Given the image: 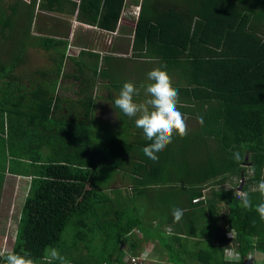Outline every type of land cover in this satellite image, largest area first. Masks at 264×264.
<instances>
[{
	"label": "trees",
	"instance_id": "16d2710c",
	"mask_svg": "<svg viewBox=\"0 0 264 264\" xmlns=\"http://www.w3.org/2000/svg\"><path fill=\"white\" fill-rule=\"evenodd\" d=\"M73 20L125 38L100 51L93 34L72 42ZM158 67L188 134L153 161L152 141L114 100L129 81L137 102L149 98ZM104 110L115 117L96 116ZM103 132L113 137L96 146ZM8 175L29 190L0 264L12 252L47 264L48 248L64 257L53 264H131L150 242L168 264H264V0H0V197ZM117 177L130 187H113Z\"/></svg>",
	"mask_w": 264,
	"mask_h": 264
},
{
	"label": "clouds",
	"instance_id": "9594fccd",
	"mask_svg": "<svg viewBox=\"0 0 264 264\" xmlns=\"http://www.w3.org/2000/svg\"><path fill=\"white\" fill-rule=\"evenodd\" d=\"M147 75L148 80L152 81L146 87L149 98L143 102H137L134 97L138 95V89L133 82L129 81L123 84L119 96L114 100V106L125 116L136 117L135 126L142 129L147 140L152 141L144 147L143 152L149 159L156 161L159 158L157 153L164 151L172 143L174 134H178L181 138L188 134V121L178 108L179 92L173 86L172 78L166 68H155ZM116 115L118 117L117 113ZM200 123H203L202 117ZM233 158L239 161L242 157L239 152H234ZM255 190L264 195V179L258 182ZM241 203L245 209L252 207L247 192L241 193ZM256 211L260 218L264 219V203L256 205ZM172 215L174 222H179L184 215V210L174 208ZM3 259L4 264H36V260L27 252L7 253ZM45 259L47 264H53V261L57 260L64 261V257L55 248L46 249Z\"/></svg>",
	"mask_w": 264,
	"mask_h": 264
},
{
	"label": "rangeland",
	"instance_id": "374dc122",
	"mask_svg": "<svg viewBox=\"0 0 264 264\" xmlns=\"http://www.w3.org/2000/svg\"><path fill=\"white\" fill-rule=\"evenodd\" d=\"M131 10V9H130ZM127 10L126 13H128ZM138 9L134 8V15L136 13ZM127 15V14H125ZM124 15V19L121 22V26L125 29H127V33H129V31L132 30V28L134 27V20H132V18H127V16ZM84 25V24H82ZM92 29H89V26L86 25V27H81L78 32H73L74 36L72 37L71 41L72 42H83L85 40H88V33L89 34H95L94 31L93 33L91 32ZM108 36L106 37V40L103 43V37L101 38V35L96 34V37L94 35L91 36L92 40H94V42L92 43V45H94L95 47L98 46V50L100 51L99 47L101 48H105L108 49L107 47H109V43L106 45L107 40L115 39L116 40V45L121 44L123 36H119V35H114V34H108L105 35ZM116 36V37H115ZM119 36V37H118ZM125 36V35H124ZM110 38V39H109ZM119 41V43H118ZM72 48V54L73 55H77L78 51L81 49H75ZM106 54L107 52L104 51ZM122 58L124 60L127 61V64L131 65L132 64V60H130V56H128V54L122 56ZM33 62H34V67H41L42 65H44V60L41 59L40 57H37L34 55V57L32 58ZM121 65V64H118ZM132 66V65H131ZM139 72H137V74H139ZM137 77L139 78V76L137 75ZM145 81H149L148 79ZM63 88V89H62ZM59 88L58 91H60V94H65V95H71L72 90H67V88L62 87ZM99 94L103 95H107V92L103 89L100 90ZM100 103V102H99ZM99 118H103L106 119L108 118L113 119L115 117V113L110 111V110H104V111H100L97 113L96 115ZM97 128L94 129V131H96ZM113 137V135L111 133H107V132H103L102 134H99L95 137L96 140V146H101L103 145V142L110 138ZM121 174H119L120 176ZM6 186L2 191V197H0V252H4V251H8L11 250L12 245H13V239H14V234L15 231L17 229L18 226V221H19V216H20V212H21V203L22 200L25 198V196L28 193L29 190V179L27 178H21V177H14V176H7L6 177ZM245 184V181L242 180V185ZM124 189L129 188V184L128 181L125 180V184H124ZM241 188V187H240ZM238 192H241V189H238ZM114 196V194H113ZM147 246L149 248V251L151 253L152 258L155 257L154 254V243L150 242L147 243ZM229 256H231V252H229L228 254ZM152 258L150 261L145 260L146 262H144V264H158V263H154L152 262ZM254 260H260L262 259V257H253ZM155 260V259H154ZM168 264V263H166Z\"/></svg>",
	"mask_w": 264,
	"mask_h": 264
},
{
	"label": "crops",
	"instance_id": "0c3cea01",
	"mask_svg": "<svg viewBox=\"0 0 264 264\" xmlns=\"http://www.w3.org/2000/svg\"><path fill=\"white\" fill-rule=\"evenodd\" d=\"M122 20H123V18H122ZM133 20V19H132ZM122 22V21H121ZM134 24H135V19H134ZM86 27V25H82V23H80V22H77L76 20H73L72 21V31H71V34H70V40L72 39V37L74 36V33L73 32H78V30L81 28V27ZM123 27L121 26V23L119 24V27H118V29L120 30V29H122ZM89 29H92V31H94V33L95 34H93L95 37H96V34H99V35H101V38L103 37V43H104V41L106 40V37H108V36H105V35H108V33H106V32H104V31H97L96 29H94V28H90L89 27ZM91 31V30H90ZM118 31V30H117ZM124 33V32H123ZM121 36H123V34L121 35ZM124 37V36H123ZM108 44V40H107V42H106V45ZM118 179L115 181V183H114V185H113V187H118V188H121L123 191H124V184H125V180H123L124 182H122L121 180H120V178L119 177H117ZM156 257H153L152 258V262H154V263H158V264H166L167 263V260H166V258L163 260V261H156V260H154ZM151 259H149L148 261H150ZM148 263V262H147Z\"/></svg>",
	"mask_w": 264,
	"mask_h": 264
},
{
	"label": "built area",
	"instance_id": "2783aa9c",
	"mask_svg": "<svg viewBox=\"0 0 264 264\" xmlns=\"http://www.w3.org/2000/svg\"><path fill=\"white\" fill-rule=\"evenodd\" d=\"M138 9V8H136ZM139 9L136 11V16L138 15ZM196 201V200H195ZM151 253L149 251L148 246L145 247L143 253L141 254V256H137V257H133L130 259L131 264H140L141 262L145 261V260H149L151 259ZM251 264V262H250Z\"/></svg>",
	"mask_w": 264,
	"mask_h": 264
}]
</instances>
